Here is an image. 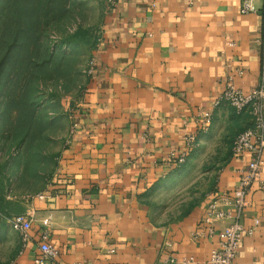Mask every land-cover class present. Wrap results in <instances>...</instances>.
<instances>
[{
    "label": "crops",
    "instance_id": "crops-1",
    "mask_svg": "<svg viewBox=\"0 0 264 264\" xmlns=\"http://www.w3.org/2000/svg\"><path fill=\"white\" fill-rule=\"evenodd\" d=\"M241 0H118L104 19L97 68L76 115L68 149L45 199L33 202L28 242L8 264H36L45 238L55 264H165L169 256L210 264L221 227L205 222L208 195L181 218L152 210L149 191L172 176L188 135L189 159L221 156L217 192L231 191L251 156L237 159L235 137L248 113L213 107L232 77L245 94L261 81L264 16L241 14ZM212 111L206 125L202 114ZM203 163H201L202 165ZM198 167L200 162H193ZM244 237L234 264H264V152L247 197Z\"/></svg>",
    "mask_w": 264,
    "mask_h": 264
},
{
    "label": "rangeland",
    "instance_id": "rangeland-1",
    "mask_svg": "<svg viewBox=\"0 0 264 264\" xmlns=\"http://www.w3.org/2000/svg\"><path fill=\"white\" fill-rule=\"evenodd\" d=\"M110 8L108 0H0V264L22 243L7 219L31 211L56 177ZM220 157L189 159L153 186L155 215L178 220L216 193L218 173L207 169Z\"/></svg>",
    "mask_w": 264,
    "mask_h": 264
},
{
    "label": "built area",
    "instance_id": "built-area-1",
    "mask_svg": "<svg viewBox=\"0 0 264 264\" xmlns=\"http://www.w3.org/2000/svg\"><path fill=\"white\" fill-rule=\"evenodd\" d=\"M118 0H108L109 6H114ZM264 10V0H241V14H261ZM97 68L95 59L92 62L90 75H93ZM222 104L230 106L237 115L246 113L250 116V126L240 132L232 144V152L235 158L243 159L246 155L251 156L248 164L247 174L243 176L239 185L231 191L216 192L208 195L210 201L205 213V222L210 225L211 232L214 226L229 221L221 227L219 247L212 251L209 257L210 264H234L237 258L241 241L244 237H252L254 228L246 227L242 223L244 210L249 207L247 197L252 184L258 180L260 173V162L264 152V52L262 56L261 81L260 85L251 93L245 94L239 89L232 77L226 81L225 89L219 96L213 107H220ZM207 126L212 122V111L202 114ZM196 135H188L184 151L179 154L173 153L171 157L177 158V165L186 163L190 154L196 146ZM41 194L39 199H45ZM8 223L16 230L24 243L28 242L29 231L32 221L27 216L16 214L7 219ZM40 255L36 264H55L59 255L58 250L45 238L39 244ZM165 264H198L193 257L178 259L169 256L164 260Z\"/></svg>",
    "mask_w": 264,
    "mask_h": 264
},
{
    "label": "trees",
    "instance_id": "trees-1",
    "mask_svg": "<svg viewBox=\"0 0 264 264\" xmlns=\"http://www.w3.org/2000/svg\"><path fill=\"white\" fill-rule=\"evenodd\" d=\"M263 16H264V12H263Z\"/></svg>",
    "mask_w": 264,
    "mask_h": 264
}]
</instances>
